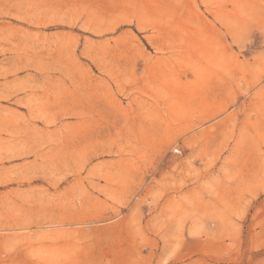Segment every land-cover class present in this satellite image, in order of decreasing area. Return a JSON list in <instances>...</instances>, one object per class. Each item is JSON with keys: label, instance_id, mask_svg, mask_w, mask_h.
<instances>
[{"label": "rangeland", "instance_id": "374dc122", "mask_svg": "<svg viewBox=\"0 0 264 264\" xmlns=\"http://www.w3.org/2000/svg\"><path fill=\"white\" fill-rule=\"evenodd\" d=\"M0 264H264V0H0Z\"/></svg>", "mask_w": 264, "mask_h": 264}, {"label": "crops", "instance_id": "0c3cea01", "mask_svg": "<svg viewBox=\"0 0 264 264\" xmlns=\"http://www.w3.org/2000/svg\"><path fill=\"white\" fill-rule=\"evenodd\" d=\"M145 45H147V44H145ZM110 52L114 53V51H108V54L107 55H105V54L103 55V67H104V69L105 68H109L110 63H111V59H114L116 57L115 54H112V55L109 54ZM156 67H157V70L161 71V69H162V66L161 65L160 66L158 65ZM103 79L104 80H103V83H102V85H103L102 87H103L104 91L107 92V86L105 85V82H104L105 81V78H103ZM151 79L152 78H150V77H146V78H143L142 80H140L139 83H137V82L134 83L135 89L141 88V87H146L147 84H145V83H148ZM124 85L127 86V84H125V83H124ZM128 85H129V88L130 87H133L132 86L133 83L131 81L128 83Z\"/></svg>", "mask_w": 264, "mask_h": 264}]
</instances>
